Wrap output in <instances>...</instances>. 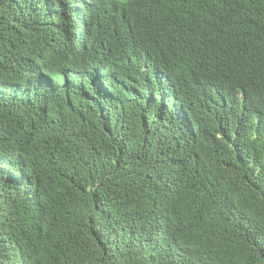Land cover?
<instances>
[{"label": "trees", "instance_id": "1", "mask_svg": "<svg viewBox=\"0 0 264 264\" xmlns=\"http://www.w3.org/2000/svg\"><path fill=\"white\" fill-rule=\"evenodd\" d=\"M0 264H264V0H0Z\"/></svg>", "mask_w": 264, "mask_h": 264}, {"label": "bare ground", "instance_id": "2", "mask_svg": "<svg viewBox=\"0 0 264 264\" xmlns=\"http://www.w3.org/2000/svg\"><path fill=\"white\" fill-rule=\"evenodd\" d=\"M49 20V19H48Z\"/></svg>", "mask_w": 264, "mask_h": 264}]
</instances>
